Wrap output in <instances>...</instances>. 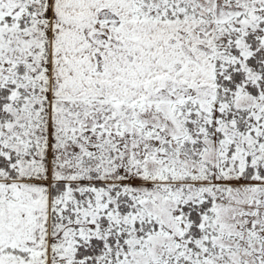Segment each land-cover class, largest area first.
Masks as SVG:
<instances>
[{"label": "snow or ice", "instance_id": "obj_1", "mask_svg": "<svg viewBox=\"0 0 264 264\" xmlns=\"http://www.w3.org/2000/svg\"><path fill=\"white\" fill-rule=\"evenodd\" d=\"M0 264H264V0H0Z\"/></svg>", "mask_w": 264, "mask_h": 264}]
</instances>
